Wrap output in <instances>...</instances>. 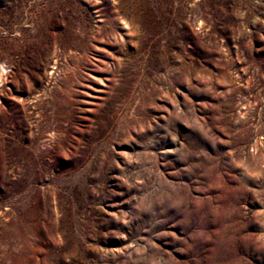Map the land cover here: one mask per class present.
I'll return each instance as SVG.
<instances>
[{"label": "rangeland", "instance_id": "rangeland-1", "mask_svg": "<svg viewBox=\"0 0 264 264\" xmlns=\"http://www.w3.org/2000/svg\"><path fill=\"white\" fill-rule=\"evenodd\" d=\"M0 264H264V0H0Z\"/></svg>", "mask_w": 264, "mask_h": 264}, {"label": "bare ground", "instance_id": "bare-ground-1", "mask_svg": "<svg viewBox=\"0 0 264 264\" xmlns=\"http://www.w3.org/2000/svg\"><path fill=\"white\" fill-rule=\"evenodd\" d=\"M3 75H4V74H3ZM3 75H2V76H3Z\"/></svg>", "mask_w": 264, "mask_h": 264}]
</instances>
